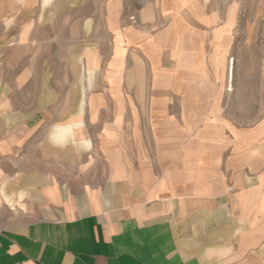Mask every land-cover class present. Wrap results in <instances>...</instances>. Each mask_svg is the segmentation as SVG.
Listing matches in <instances>:
<instances>
[{
  "label": "crops",
  "instance_id": "1",
  "mask_svg": "<svg viewBox=\"0 0 264 264\" xmlns=\"http://www.w3.org/2000/svg\"><path fill=\"white\" fill-rule=\"evenodd\" d=\"M52 1L0 0V264H264V168L205 133L194 0ZM60 43L66 82L26 87Z\"/></svg>",
  "mask_w": 264,
  "mask_h": 264
},
{
  "label": "rangeland",
  "instance_id": "2",
  "mask_svg": "<svg viewBox=\"0 0 264 264\" xmlns=\"http://www.w3.org/2000/svg\"><path fill=\"white\" fill-rule=\"evenodd\" d=\"M57 1L53 0L52 3ZM98 1L101 3L105 0ZM79 2H83L81 7L83 10L69 14L88 15L92 0H79ZM127 6L124 4L122 7L125 19L131 16ZM190 9L194 10L196 20L191 21L192 25L188 27L191 30L195 28L199 44L198 59L192 60L195 61L192 69L196 79H199L205 105L213 108V111L215 107L218 108V113L208 112L203 116L205 133H209L208 135H212L215 139L218 136L221 138L226 153L231 155L235 153L233 159L236 165L240 166L246 162L253 169L262 170L264 168V0H194V3L190 4ZM134 19L135 17L132 16L131 24L138 29H150L139 22L135 23ZM177 23L180 29L186 27L184 21ZM18 34L19 32L0 31V40L13 42ZM66 45V43L44 45L40 52H36V54L39 52L37 54L39 59L44 61L49 57L50 60L45 63L35 60L33 73L31 71L28 74L29 78H25L26 87L45 84L52 86L66 82L67 77L61 66L64 61L61 52H65ZM181 54L184 63L190 62L191 56L195 55L190 52ZM30 57V53L25 55L27 59L25 66L31 64ZM143 59L146 60L147 56ZM190 65L184 68L185 79L192 77ZM6 77L10 78L8 81L11 84V77L9 75ZM70 78L73 81L78 79L74 75ZM84 78L88 82L90 74H84ZM146 79V71H136L132 74L131 82L137 85L145 83ZM241 150L250 152L249 156L244 159V155L240 154Z\"/></svg>",
  "mask_w": 264,
  "mask_h": 264
},
{
  "label": "clouds",
  "instance_id": "3",
  "mask_svg": "<svg viewBox=\"0 0 264 264\" xmlns=\"http://www.w3.org/2000/svg\"><path fill=\"white\" fill-rule=\"evenodd\" d=\"M82 143H83L84 150L90 149L91 147L90 143H88L87 141H83Z\"/></svg>",
  "mask_w": 264,
  "mask_h": 264
}]
</instances>
